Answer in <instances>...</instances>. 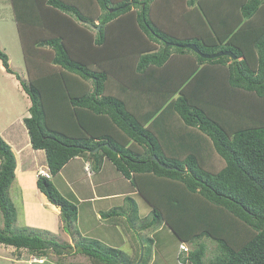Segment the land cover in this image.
Masks as SVG:
<instances>
[{
    "label": "trees",
    "instance_id": "trees-1",
    "mask_svg": "<svg viewBox=\"0 0 264 264\" xmlns=\"http://www.w3.org/2000/svg\"><path fill=\"white\" fill-rule=\"evenodd\" d=\"M110 1L12 0L29 76L22 86L32 101L24 122L33 148L46 152L52 176L87 154L97 167L111 162L151 207L153 220L145 229L166 224L180 243L196 246L190 264H264V0H190L192 30L181 33L190 38L178 40L148 19L163 0H125L114 7ZM96 21L95 34L81 26ZM115 26L126 29L118 33ZM119 34L130 37L126 46L136 44L134 53L142 57L133 53L130 60ZM188 44L209 55L232 52L236 59H205ZM0 60L13 73L1 47ZM115 80L125 92L141 85L157 89L158 125L149 115L136 116L138 102L108 94ZM245 115L247 125L238 126ZM173 117L182 123L174 122L179 131L171 126ZM216 156L225 161L219 170ZM15 170V155L0 136V244L38 259L75 252L90 264H147L97 240L81 238L72 246L45 231H14L17 211L9 189ZM37 185L61 209L64 230L73 235L77 205L50 179L40 176ZM127 199L133 201L130 212L115 208L102 218L128 215L133 227L134 220L148 218ZM204 238L217 243L209 261Z\"/></svg>",
    "mask_w": 264,
    "mask_h": 264
},
{
    "label": "rangeland",
    "instance_id": "rangeland-1",
    "mask_svg": "<svg viewBox=\"0 0 264 264\" xmlns=\"http://www.w3.org/2000/svg\"><path fill=\"white\" fill-rule=\"evenodd\" d=\"M110 1V0H109ZM116 2L112 3L110 1V5L112 7L123 3L125 0H115ZM194 2H196L197 4H199V2H202L203 0H192ZM4 0H0V7L4 4ZM169 2V3H168ZM191 1L190 0H163L162 3L160 4V6L157 8L156 6H154L152 12H151V17L149 14V20H150V24L156 28L159 29L160 31H162L165 34L171 35L173 36V39L178 40L177 38H190V35L187 34V32L185 34H181L182 33V29L183 30H188V33H191L192 30V26L190 24V21L188 20V16L186 15H191ZM165 3H168L167 6ZM7 9L10 13L9 10V6H7L5 9L4 7L2 8V13L5 15L7 13ZM113 11V9L111 10ZM94 14H97L96 12H94ZM102 14H105V11L102 12ZM168 16H171V18L173 20H170V18ZM174 16V18L172 17ZM75 21L76 18L73 16L72 17ZM151 19L153 21H151ZM87 20V18L85 19ZM184 20V22H183ZM1 21V20H0ZM15 21L14 19V15L12 17V19H6V22H0V32L4 31L5 28H9L12 27L11 33L12 34H8V32L3 33L1 35L0 33V43L3 45V47L10 51V53L12 54V62L14 65H19L22 64L23 62V56L21 55V41H20V36H19V31L15 25V23L13 22ZM91 21V20H88ZM183 22V23H182ZM80 24V23H79ZM99 25V22L96 21L95 25L93 27H89L90 25H85V24H81L82 27H86L92 30V32L95 34L97 33L98 29L97 26ZM124 26V25H123ZM123 26H115L114 29L116 31V29L118 30V33H121L119 30L121 29V27ZM124 28V27H123ZM126 29V28H124ZM8 34V35H7ZM12 35V36H11ZM193 36L197 37V34L193 33ZM10 36V37H9ZM175 36V37H174ZM119 40L122 43V45L120 46V49L122 48H128L126 51L130 53V55L132 54V58L130 57V60L134 59L133 53L136 52V50H134V46L131 42L129 43V46H126L127 40L130 39V37L128 39H126V37H122L119 34ZM132 39V38H131ZM193 40V39H192ZM131 41V40H130ZM148 41V40H147ZM152 45H154V43H152ZM158 47L160 48L162 44H157ZM158 48V49H159ZM124 53H127L125 50H123ZM137 52H139V49H137ZM142 52V49L140 50V53ZM136 53H134L135 55ZM136 55H138V57H142L141 55H139V53H137ZM178 61H176V63L178 64ZM129 62V60H128ZM139 66V62L136 66V69ZM115 86L116 87H112L110 91H108V94L111 96H115L118 99H122V101H128L129 99L133 100V103L138 102V105H143L142 108H139L137 106V104H133V108L136 110L135 114L137 117H146L147 115H149L150 117L153 118L152 123L154 125H158L159 119L161 115V113L159 112L157 115V111L156 108L157 106L154 103H158V98L154 99L153 98V94H155L156 90L155 88H150L147 89L148 87L145 86L143 87L138 86L136 88H131L128 87V91H124L122 89L123 85L121 84L120 81H116ZM112 86V85H111ZM107 94V95H108ZM168 97V95L166 96V98ZM178 96H176L177 98ZM179 98V97H178ZM177 98V99H178ZM153 102V103H152ZM164 106V105H163ZM243 107L242 105H238L237 104V108L238 110H246L244 108H240ZM162 110V109H161ZM227 117L229 116H236L238 119V121H240V117L239 115L235 114V112H226ZM247 116L245 115V117H242V121L240 122L241 124H238V126L240 127H244L247 125L246 120H244V118H246ZM151 118V119H152ZM154 119H158L157 121ZM236 120V121H237ZM156 121V122H155ZM176 121V122H175ZM235 121V122H236ZM155 122V123H154ZM175 123H178V125H181V121H178V118L173 117V120L171 118V126L173 127V125L175 126ZM234 121H231V123H233ZM5 124V121L3 120V118H1L0 120V127H2ZM153 125V127H155ZM176 128V126H175ZM176 131H179V129L176 128ZM209 145L211 146V150L213 149V145H211V141H209ZM218 160L216 159L214 162V167L217 166L216 168L219 170L221 167L225 166V161L220 158L218 156ZM85 161V160H83ZM79 164V167H75L73 164L70 166V170H72V168H77V171H81L82 167H83V163L84 162H75L74 164ZM44 165V166H42ZM106 168L107 169H102L100 171V178L103 177V172L105 173V176L107 177V184L104 185L100 191L102 193H106V192H119V191H127L129 188H132L131 185L127 184V180L124 179V181L118 182L117 184H115L116 180L119 179L118 175H120V172H117L116 169L113 167V165H111V163L106 162ZM41 170L38 172V177L41 175H44L47 179H51L52 174L50 172V169L48 167V163L47 162H43L41 163ZM99 170V167L96 169ZM105 170V171H104ZM67 172V171H66ZM88 173V172H87ZM85 173L83 171L82 177H81V181L78 183V191L81 195L83 196H91L92 195V190L94 187V182L93 180H91V178L89 177V175ZM92 173V172H91ZM118 174V175H117ZM54 183H56V186L59 190V192L68 200H71L73 202L77 203V200L73 199V196L71 195V192L68 188V186H66V182H65V178H63L62 176L60 177H56L55 179L52 180ZM93 182V183H92ZM16 184V183H14ZM16 188H18V185H15L11 190H10V197L17 209L18 212V220L17 223L14 226V231H18L19 229H22L25 226V219H24V211H23V202L22 199H20L16 194ZM77 189V186H76ZM97 192V190H96ZM72 197V198H71ZM135 204L138 206L139 208V214L141 218H147L145 220L142 221V219L137 220L134 222H136L134 224V227L130 224V222H128L130 217H127L128 215H126L125 219H127V222L123 221L122 219L121 222H119V226H117L116 228L119 230V232H123V230H127L129 236H125L124 235V240L119 238V245H113V247H116V249L121 250L125 256L127 258H132L133 260H135V262H137L138 260H142L144 259V263L147 262V264H190L187 261V258L189 257V252L193 251L196 246L194 244L191 243H185L183 242L182 244L180 243L179 239L174 235V233L172 232V230L166 225V224H161V225H157L155 227L149 228V229H145L144 227L148 224L149 221H152V213H151V207L149 206V204L143 199L142 196H136V197H131ZM126 200L125 204L123 203ZM112 205H114L113 207H121V205H123V208H125V210L127 212H130V208L133 206V201H131V199H118L116 201H112ZM126 205V206H125ZM92 206V205H91ZM79 212H78V229L82 232L83 237H85L84 239H87L88 241L93 240V239H98L101 238L102 236H104V234L102 233V230L100 228V226H98L99 220L94 219V214H92L91 212V207L89 206V204H85V205H79ZM112 211V210H111ZM105 218V217H104ZM132 219V218H131ZM130 221V220H129ZM59 223V229L61 231L57 232V233H53L52 231H45L48 232L50 234L51 237H54V239L56 241H58L60 244H69L72 246H75L76 243L79 242V239L75 238L73 239V242L70 243L69 240L67 239L66 236V231L64 230V223L62 218H60ZM104 225L101 226H105L106 221H104L103 223ZM77 225V224H76ZM112 225V224H109ZM114 226V225H112ZM132 226V227H131ZM106 227V226H105ZM100 228V229H98ZM116 228L112 227V229L110 228V232H117ZM76 226L75 229L76 230ZM64 230V231H63ZM42 231V230H40ZM77 231V230H76ZM117 234V233H115ZM74 235V234H73ZM99 235V236H97ZM110 237V235L108 236V238ZM81 240V239H80ZM122 243H121V241ZM203 242L206 244L207 246V255H206V261H209V259L213 258L216 253H217V243L212 240V239H208V238H204ZM75 251V249H74ZM24 254V259H27L28 256L30 257V259L28 260V263H33V262H37L40 263L38 260V257L36 258L35 255L34 256H30L31 254L27 251V250H17L14 247H9L3 244H0V264H18L17 260L20 259L21 254ZM70 255H66V256H61L62 259H59V261L61 260V263L63 264H70L71 261L75 260L74 264H85L86 262H90L91 263V259L81 255L77 256V258L74 259V257ZM51 256V257H50ZM54 256V258L52 257ZM59 256H56L55 254H50L49 256L45 257L43 260L44 262L46 261V264H57L54 261H56ZM143 257V258H142ZM56 259V260H55ZM30 261V262H29ZM16 262V263H15ZM43 262V263H44ZM89 263V264H90Z\"/></svg>",
    "mask_w": 264,
    "mask_h": 264
},
{
    "label": "crops",
    "instance_id": "crops-1",
    "mask_svg": "<svg viewBox=\"0 0 264 264\" xmlns=\"http://www.w3.org/2000/svg\"><path fill=\"white\" fill-rule=\"evenodd\" d=\"M4 1H5L4 4L0 7V20H1L0 22L7 23L6 19L11 20L13 15L15 19V12L13 9L12 0H4ZM7 6H9L10 13L7 9V13L4 15L2 13V8L4 7L5 9ZM13 22L15 23L18 29L16 20ZM10 30H12V27L9 28L6 27L5 30L1 31L0 33L1 35L5 32L6 33L8 32V34H12ZM20 43H21V55L23 56V62L22 64L19 65L13 64L12 54L10 53V51L6 50L3 47V45L0 43L1 49L9 57L10 68L13 71V73H9L4 67L2 61L0 60V120L1 118H3V120L5 121V124L2 127H0V136L4 140V142H6L10 146L16 158L15 180L9 189V197H10V190L15 185H18L15 194L20 199H22L23 202V211H24V219H25V226L23 228L28 227L36 230H42V231L48 230V231H52L53 233L54 232L57 233L61 231L59 229V223H58L61 218V209L53 205L46 197V195L39 190L37 185L38 179L40 177V176L38 177V172L41 170L42 166H44V165L41 166V163H43L44 161L47 162L46 152L42 150H35L33 148L29 131L24 122L26 118L31 117L30 108L32 106V101L22 86V83H26V84L29 83V76L25 62V54L22 47V42ZM142 106L140 105L139 108H142ZM216 159L219 158H217L216 156ZM75 162H84L81 171H77L79 164L78 163L74 164ZM106 162L109 163V161L105 159L101 167L98 166L99 170H97L96 172V169L98 167L96 166L95 160L89 154H87L84 157H78L70 161L69 164L57 176H52L53 178H51L50 180L52 181L56 177H60V176L65 178V182L67 183L66 186H68L71 195L73 196V199L77 200V203L71 200L69 201L76 204L78 210L80 208L79 205L89 204V206L91 207L90 208L91 212L92 214H94V219L99 220V222L96 223H98V226H100V228L102 227L101 230L104 236L93 240H97L103 243L104 245H107L108 247L116 248L113 247V245L114 244L119 245V238L124 240V235L129 236L126 229L125 230L122 229L123 232H119V230L116 228L117 226H119V222H121L120 219H122L125 222H127V219H125L124 216L121 218L104 219L102 218V214L109 213L111 212V210L115 208H121V207L123 208V205H121V207H116V206L113 207L114 205H112L113 204L112 201H116L118 199L121 200L127 199L129 197H136L139 196L140 194L139 191L133 187L123 192L119 191V192L102 193L100 189L107 184L106 181L107 177L105 176L104 172L102 178H100L99 175L102 169L104 168L107 169L105 165ZM72 164L77 168L74 167L72 168V170H70V166ZM111 165L113 164L111 163ZM88 167L90 168L89 173H87L86 171V168ZM113 167L115 168L114 165ZM83 171L87 173L91 178V180H93L94 182V187L91 192L92 195L88 197L81 195L78 191V186L80 184L79 182L81 181ZM118 178L119 179L116 180L115 184H117L118 182L121 183V181H124V179H126L121 173L120 175H118ZM126 180H127V184L131 185V182L128 179ZM54 185L56 186V183H54ZM123 201H124L123 203L125 204L126 200ZM17 220H18V212H17ZM104 221H106L105 224L106 227L101 226L104 225L103 224ZM109 224H112L114 226ZM0 226L1 227L3 226V218L1 212H0ZM112 227L116 228L117 232H112V231L110 232V228L112 229ZM76 228L77 231L74 233V235L65 232L67 239L69 240L70 243H72L73 239L75 238L76 239L85 238L83 237L82 232L78 229V221ZM109 235L110 237L108 238ZM24 256H25L24 254H21L20 256L21 258L17 260L18 264H30L28 263L30 257L28 256L27 259H24ZM30 256H34V255L31 254ZM71 256L74 257L75 259L77 258V256H80V254H75L74 252L72 253ZM52 257L54 258V256ZM57 258L58 259L57 260L55 259L56 261H54L55 263H57L59 259H62L61 257H57ZM46 263L47 262L45 261L44 263L33 262L31 264H46ZM74 263L75 260L71 261L70 264H74ZM89 263L90 262H86L85 264H89Z\"/></svg>",
    "mask_w": 264,
    "mask_h": 264
},
{
    "label": "water",
    "instance_id": "water-1",
    "mask_svg": "<svg viewBox=\"0 0 264 264\" xmlns=\"http://www.w3.org/2000/svg\"><path fill=\"white\" fill-rule=\"evenodd\" d=\"M188 49L193 50L194 52H196L197 54H199L200 56H202L205 59H215V58H219L221 56H231L232 58L236 59L235 55L232 52H225V53H217V54H204L200 51V49L195 45V44H188L185 46ZM98 150H96L97 152ZM155 161L159 162V160L154 157L153 158ZM164 167V165H162Z\"/></svg>",
    "mask_w": 264,
    "mask_h": 264
},
{
    "label": "built area",
    "instance_id": "built-area-1",
    "mask_svg": "<svg viewBox=\"0 0 264 264\" xmlns=\"http://www.w3.org/2000/svg\"><path fill=\"white\" fill-rule=\"evenodd\" d=\"M86 171L89 173L90 168H89V167L86 168ZM41 176H44V175H41ZM44 177H45V176H44ZM46 177H47V176H46ZM38 260H39L40 263H43V262H44L43 258H42V259H38Z\"/></svg>",
    "mask_w": 264,
    "mask_h": 264
},
{
    "label": "clouds",
    "instance_id": "clouds-1",
    "mask_svg": "<svg viewBox=\"0 0 264 264\" xmlns=\"http://www.w3.org/2000/svg\"><path fill=\"white\" fill-rule=\"evenodd\" d=\"M182 244V243H181ZM190 253V252H189ZM189 255V254H188Z\"/></svg>",
    "mask_w": 264,
    "mask_h": 264
}]
</instances>
